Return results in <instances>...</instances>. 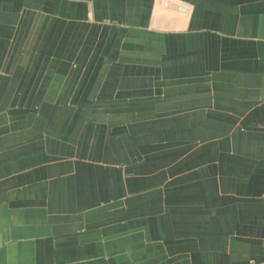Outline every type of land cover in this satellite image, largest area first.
Returning a JSON list of instances; mask_svg holds the SVG:
<instances>
[{
	"label": "crops",
	"instance_id": "1",
	"mask_svg": "<svg viewBox=\"0 0 264 264\" xmlns=\"http://www.w3.org/2000/svg\"><path fill=\"white\" fill-rule=\"evenodd\" d=\"M0 264H264V0H0Z\"/></svg>",
	"mask_w": 264,
	"mask_h": 264
}]
</instances>
